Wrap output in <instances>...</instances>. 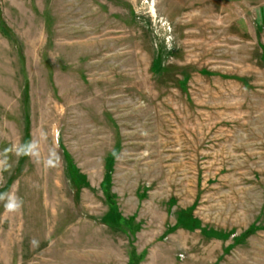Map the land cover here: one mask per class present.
Masks as SVG:
<instances>
[{
	"label": "rangeland",
	"instance_id": "1",
	"mask_svg": "<svg viewBox=\"0 0 264 264\" xmlns=\"http://www.w3.org/2000/svg\"><path fill=\"white\" fill-rule=\"evenodd\" d=\"M0 264H264V0H0Z\"/></svg>",
	"mask_w": 264,
	"mask_h": 264
}]
</instances>
